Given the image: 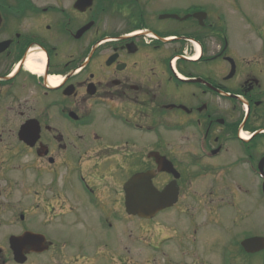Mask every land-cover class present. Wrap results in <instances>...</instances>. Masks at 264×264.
<instances>
[{
  "label": "flooded vegetation",
  "instance_id": "af4514ba",
  "mask_svg": "<svg viewBox=\"0 0 264 264\" xmlns=\"http://www.w3.org/2000/svg\"><path fill=\"white\" fill-rule=\"evenodd\" d=\"M2 170L0 264H264V0H0Z\"/></svg>",
  "mask_w": 264,
  "mask_h": 264
},
{
  "label": "water",
  "instance_id": "95a60500",
  "mask_svg": "<svg viewBox=\"0 0 264 264\" xmlns=\"http://www.w3.org/2000/svg\"><path fill=\"white\" fill-rule=\"evenodd\" d=\"M136 180H138L139 184H143V183H146V180H147V177H146V174L142 175V174H139L137 176H135L130 182H135ZM148 191H151L150 189H148L146 192L147 194L149 193ZM149 195V194H148ZM154 196H156V194H154ZM168 204L170 203H157V204H154V209H158V208H162L163 206H167ZM132 207V210L139 214V215H147L148 214V207H149V204L148 203H133L131 204L130 202H127V208H131ZM252 241H245L242 243V246H245L247 248L248 245H250ZM257 251V249H256Z\"/></svg>",
  "mask_w": 264,
  "mask_h": 264
},
{
  "label": "rangeland",
  "instance_id": "374dc122",
  "mask_svg": "<svg viewBox=\"0 0 264 264\" xmlns=\"http://www.w3.org/2000/svg\"><path fill=\"white\" fill-rule=\"evenodd\" d=\"M18 177H19V173L17 171H12V170L11 171H5V170L0 171V193L5 194L4 190L6 189V187L4 186L3 180H7V179L16 180V179H18ZM11 190L14 191L13 189H11ZM13 194L14 195L17 194L19 196V194L17 192H14ZM10 201H15V197L12 196V199ZM18 211H19L18 208L17 209L15 208V210L11 209L10 211H8L10 213H5V215L0 216V230L4 229L3 218L6 220L9 217L11 219L14 217V219H15L17 217L16 212H18Z\"/></svg>",
  "mask_w": 264,
  "mask_h": 264
}]
</instances>
